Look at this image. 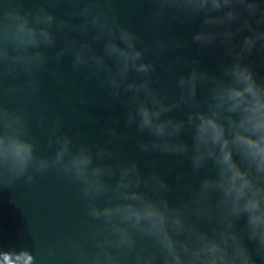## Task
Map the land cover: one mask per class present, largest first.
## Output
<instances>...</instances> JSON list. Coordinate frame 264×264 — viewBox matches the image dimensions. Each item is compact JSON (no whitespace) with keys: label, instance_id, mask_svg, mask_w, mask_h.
<instances>
[{"label":"clouds","instance_id":"1","mask_svg":"<svg viewBox=\"0 0 264 264\" xmlns=\"http://www.w3.org/2000/svg\"><path fill=\"white\" fill-rule=\"evenodd\" d=\"M153 3L156 5L154 16L159 18H164L168 12L173 13V18L201 16L202 27L192 37L201 45L218 38L231 43L236 35L234 25H239L237 30L247 29L249 32L239 43L234 62L225 68L226 79L215 82L212 103L206 111L189 113L187 122L164 118V113L179 104L195 101L199 74L193 71L187 77L181 76L178 80L179 100L165 104L151 87L150 77L156 68L144 59V50L137 47V35L115 18L110 19L106 12H98L82 25V30L91 29L94 40L102 41L103 55L95 54L87 42L81 41L77 46L73 41L68 49L57 53V59L71 51L74 66L94 63L105 72L112 71L108 60L115 61L118 71L111 76L110 87L116 93L126 87V90L146 98L142 100L133 96L135 112L128 118L129 124L137 122L139 131L147 130L154 138L150 144L140 145L143 151L185 154L188 145L171 143V138L177 136L186 123L194 129L192 161L195 168L199 169L207 160H212L217 169L216 179H203L201 191L221 193V213L226 220V229L218 237L196 232L192 243L178 239L185 231L191 230L185 228L181 216H169L166 200L157 202L140 191L146 180L135 164L120 168L119 179L112 188L102 179L106 174H114L111 166H94L93 156L85 148L73 153L71 139L66 136L57 138L60 147L51 161L37 160L33 142L19 134L0 137V177L3 178L0 188H11L12 182L23 176L29 166L37 171L57 166L80 182L84 196L89 198V215L105 221L115 237L116 247L135 249L134 232L153 239L156 251L147 255L138 251L137 264H257L243 242L242 232L264 247V82L258 81L253 69L242 61L257 44L264 48V0H153ZM54 20L46 8H39L34 23L27 18L19 22L13 42L25 49L41 44L52 45ZM63 27V21L57 24V28ZM7 42L9 38L5 35ZM158 46L165 47L163 42H158ZM3 55L7 58L6 51ZM18 59L28 65L29 71L45 61L40 52ZM130 70L143 78L126 82ZM30 86L35 92L37 81L32 80ZM52 134L56 135L55 127ZM26 179L31 182L32 176L29 174ZM148 180L165 187L156 176ZM109 191L113 192L114 202L97 206L95 200ZM242 215L246 216V223L241 232L236 229L232 218ZM112 243V240L104 241L108 246ZM102 251L103 255L96 257L98 262L121 264L110 251L103 248ZM28 255L33 264L34 257Z\"/></svg>","mask_w":264,"mask_h":264}]
</instances>
